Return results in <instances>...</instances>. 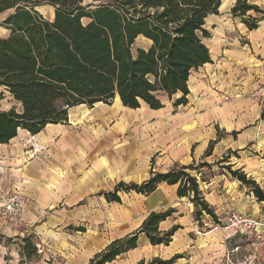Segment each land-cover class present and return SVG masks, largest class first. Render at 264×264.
<instances>
[{
    "label": "crops",
    "instance_id": "1",
    "mask_svg": "<svg viewBox=\"0 0 264 264\" xmlns=\"http://www.w3.org/2000/svg\"><path fill=\"white\" fill-rule=\"evenodd\" d=\"M213 29L214 38L205 43L210 62L191 70L186 104L174 106L180 96L176 94L159 109L144 103L131 109L119 100L118 110L115 96L110 104L71 107L68 122L48 124L35 135L19 130L8 143L0 144V196L17 188L34 197L21 222L2 234L18 235L20 240L28 237L24 234H36L57 246L70 264H86L112 240L136 231L150 212L173 209L158 225L160 231L179 226L167 246H152L141 233L137 247L125 254L132 253L135 260L142 257L140 246H161L168 248L169 259L177 256L170 264H234L230 256L238 247L236 240L248 239L232 235L220 220L229 210L264 217V201L226 168L240 169L264 193V120L262 109L248 96L257 82L264 84V55L260 59L245 48L253 42L252 34L264 41L256 34L264 31V20L250 31L230 13ZM233 31L247 44L241 46L238 37L230 36ZM230 96L232 100L224 99ZM72 108L77 109L71 113ZM28 137L33 149L25 157L15 145ZM211 141L215 143L206 155ZM228 151L237 156L229 158ZM223 156L225 161L219 162ZM200 163L207 166L190 174L215 218L203 213L196 220L193 203L177 195V184L159 183L148 195L119 192L120 202H107L102 194L120 181L140 183L150 171ZM108 220L120 229L110 241Z\"/></svg>",
    "mask_w": 264,
    "mask_h": 264
},
{
    "label": "trees",
    "instance_id": "2",
    "mask_svg": "<svg viewBox=\"0 0 264 264\" xmlns=\"http://www.w3.org/2000/svg\"><path fill=\"white\" fill-rule=\"evenodd\" d=\"M220 4L221 0H0V15L11 11L0 23L7 30L0 36V88L18 105L0 110V144L8 143L19 130L35 135L48 124L66 123L71 107L110 104L115 96L131 109L141 103L159 109L162 97L176 94L180 96L173 105L186 104L191 70L210 62L203 41L210 34L204 24ZM42 5L54 8L52 18L35 9ZM230 13L250 31L264 20V8L247 0H236ZM141 38L146 46L137 43ZM260 119L264 120V107ZM214 143H209L206 155ZM203 166L207 164L150 171L140 183L120 181L102 194L107 202H120L119 192L148 195L159 183L177 184V195L193 203L196 220L203 213L215 218L190 174ZM226 168L264 201L255 181L240 169ZM173 211L150 212L136 231L112 240L86 264L113 262L137 247L141 233L150 245L167 246L179 226L160 231L158 225ZM21 241L22 257L37 251L29 237ZM175 258L152 263L170 264Z\"/></svg>",
    "mask_w": 264,
    "mask_h": 264
},
{
    "label": "rangeland",
    "instance_id": "3",
    "mask_svg": "<svg viewBox=\"0 0 264 264\" xmlns=\"http://www.w3.org/2000/svg\"><path fill=\"white\" fill-rule=\"evenodd\" d=\"M236 0H231L229 4L219 8L217 14H212L208 16V19L205 20V24L204 27L205 29L209 32L210 37L209 39H203L204 43H209L211 41V39H213V35H211L214 32V26H217L218 24H220L221 20L223 17L229 15V10H230V6L234 5ZM250 4H255L258 7L264 8V0H247ZM222 2V1H221ZM40 12L46 17V18H52L53 17V12H54V8L49 6V5H42L39 7ZM11 11H7L3 14L0 15V23L2 22V20L10 13ZM248 14H251L252 16H256L259 17L258 15H256L253 11H250ZM7 34V30L4 29L3 27L0 26V36H4ZM230 33H227V36H229ZM256 34L258 35V37H264V31L262 30H258L256 32ZM253 35V42L251 44H248L247 46H245L246 49H248L251 51V53L257 54L258 58H262L261 55H264V41L259 40V38L256 39L255 34ZM230 36H236L238 37V33L236 31H233ZM244 36H241V38H243ZM239 38V37H238ZM241 38H239L240 40V45L243 46L244 44H247L246 40H241ZM137 43L143 46H146L147 42L144 41V39H138ZM258 63V61H256ZM258 88V89H262L263 90V94L262 96H260L259 98H257L256 100L252 99L250 97V93L254 90V88ZM255 87L253 88V90L251 92H249V98H251L252 101H254L256 104H258L260 106V108L262 109L264 107V84L257 82L255 84ZM255 88V89H256ZM175 98V96L173 97ZM233 97L230 96V99L226 100H232ZM162 100L164 101V103H167L168 100H166L165 97H162ZM11 106H16L18 107V105L14 102V100L5 92L2 93V89L0 88V110H7L9 109ZM89 108V107H87ZM77 108H72L70 111L71 113L74 112V110ZM68 122V120H67ZM22 133V132H21ZM262 142V141H261ZM30 138H26L19 139V143L15 145V148L20 147L25 151V157H27L29 155V151L30 149H33L32 146H30ZM262 144L259 143V146H261ZM246 147H250V145L246 146ZM252 148V147H251ZM242 150H246L249 151L247 148H244ZM21 154V153H20ZM23 155V153H22ZM227 156L229 158H234L237 155L235 154V152H231L228 151L227 152ZM225 157V156H223ZM3 157L0 155V159H2ZM228 162V161H226ZM219 168L223 167L222 166H218ZM203 175L207 176L208 175V169L207 167L205 169H203ZM17 187V186H16ZM11 192H18L20 194H23L20 189L15 188L13 191ZM32 199H34L33 196H28ZM33 201V200H32ZM31 201V202H32ZM6 227H8L5 223H3V221L0 219V264H70L68 261V256H61L60 252H59V248L55 245H53L51 243V241L49 242L48 240L41 238L39 236H37L36 234H24V236H28L31 241L35 244L37 251L33 252L30 254L29 258L26 257H22L21 253H20V247H21V243L22 241L20 240V236L18 235H11L8 234L9 236H5V234H2L4 230H6ZM57 229L54 228L53 231H56ZM120 233V229L115 228L114 226L111 225V221L108 220V241H110L111 238H113L114 236H116L117 234ZM51 236H53V233H50ZM23 236V237H24ZM59 235H57L56 241L59 239L58 238ZM235 244L238 246V249L235 250L234 248V255L233 257L230 256V260L234 263V264H246L245 260L246 257L248 255L247 252V248L249 247V241L245 242L243 240H236ZM57 249V250H56ZM141 254V258H136L134 260V257H132V253L129 254H125L121 257H119L115 262H112L111 264H158V263H152V261L154 259H160V260H168L169 259V252H168V248H164V247H151V246H147V247H139V253ZM181 256V255H180ZM138 257V256H137ZM182 257L184 258V255H182ZM184 260H181V262H183Z\"/></svg>",
    "mask_w": 264,
    "mask_h": 264
},
{
    "label": "built area",
    "instance_id": "4",
    "mask_svg": "<svg viewBox=\"0 0 264 264\" xmlns=\"http://www.w3.org/2000/svg\"><path fill=\"white\" fill-rule=\"evenodd\" d=\"M262 89H254L250 97L254 100L262 96ZM228 100V97L224 98ZM33 199L18 192L0 196V219L10 227L17 226ZM224 228L232 235H241L248 239L246 264H264V217L229 210L220 220ZM238 247H235L237 250Z\"/></svg>",
    "mask_w": 264,
    "mask_h": 264
},
{
    "label": "bare ground",
    "instance_id": "5",
    "mask_svg": "<svg viewBox=\"0 0 264 264\" xmlns=\"http://www.w3.org/2000/svg\"><path fill=\"white\" fill-rule=\"evenodd\" d=\"M222 2H221V5H220V8L221 7H223V6H225V5H227V4H229L230 3V1L231 0H221ZM116 102L118 103V110H121L122 109V106H121V104H120V102H119V99H118V97H116ZM117 105V104H116ZM82 106H84V105H81V106H79L80 108L79 109H83V107ZM83 112H84V110H82ZM101 111V110H100ZM71 112V111H70ZM82 112V113H83ZM76 113V112H75ZM91 114L90 112H86V114ZM71 118V117H70Z\"/></svg>",
    "mask_w": 264,
    "mask_h": 264
},
{
    "label": "water",
    "instance_id": "6",
    "mask_svg": "<svg viewBox=\"0 0 264 264\" xmlns=\"http://www.w3.org/2000/svg\"><path fill=\"white\" fill-rule=\"evenodd\" d=\"M35 9L38 10V11L40 12L39 7H36Z\"/></svg>",
    "mask_w": 264,
    "mask_h": 264
}]
</instances>
